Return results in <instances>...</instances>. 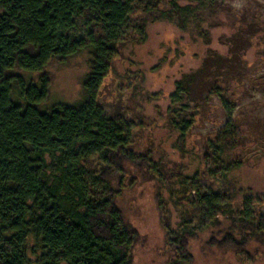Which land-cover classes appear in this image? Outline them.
Instances as JSON below:
<instances>
[{
	"label": "trees",
	"instance_id": "trees-1",
	"mask_svg": "<svg viewBox=\"0 0 264 264\" xmlns=\"http://www.w3.org/2000/svg\"><path fill=\"white\" fill-rule=\"evenodd\" d=\"M181 1L172 0L163 17L187 29L194 12ZM185 1L218 12L217 0ZM141 5L142 0H0V264H133L139 235L117 205L118 176L128 164L150 167L158 180L162 175L148 159L134 157L133 124L106 115L99 93L131 33L146 38V22L138 27L135 20ZM244 50L231 43L233 58L210 51L198 70L176 84L168 123L181 142L212 96L233 110L226 100L234 82L247 76ZM86 51L84 99L44 110L51 86L47 68ZM20 73L40 74L39 83ZM241 138V126L231 121L208 140L211 178L226 183L242 167L231 160ZM188 179L181 184L193 190L195 202L188 210L193 216H185L176 233L181 251L188 254L190 240L215 229L209 247L254 264L251 249L264 247V221L250 209L259 200L245 196L238 203L227 189L204 196Z\"/></svg>",
	"mask_w": 264,
	"mask_h": 264
},
{
	"label": "rangeland",
	"instance_id": "rangeland-1",
	"mask_svg": "<svg viewBox=\"0 0 264 264\" xmlns=\"http://www.w3.org/2000/svg\"><path fill=\"white\" fill-rule=\"evenodd\" d=\"M171 2L142 0L135 20L138 27L146 22V38L139 31L131 33L99 93L106 115L133 124L134 157L148 159L162 175L158 180L150 167L126 165L116 184L122 191L117 205L139 235L133 264H178L183 258L186 264H242L233 253L207 245L215 229L190 240L188 254L181 251L176 233L184 217L193 216L188 210L195 202V193L182 186L181 178L199 185L204 196L227 189L237 195L238 203L245 196L259 200L250 209L264 221V0H217L214 14L197 2L183 0L179 5L194 12L187 29L163 17L171 12ZM231 43L245 45L242 61L247 68L246 78L234 82L227 96L233 110H225L221 98L212 96L183 143L168 123L170 96L185 75L201 67L210 51L233 58ZM89 72L87 51L64 62L53 61L46 70L51 86L42 108L78 105ZM20 74L39 83L40 74ZM231 121L242 129L231 160L242 167L222 183L207 174L212 165L207 142ZM251 254L257 259L254 264H264V247L251 249Z\"/></svg>",
	"mask_w": 264,
	"mask_h": 264
}]
</instances>
